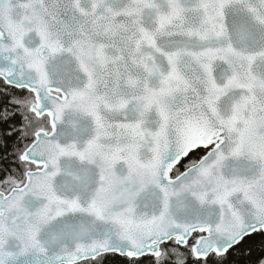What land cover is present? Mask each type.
<instances>
[{
	"label": "snow or ice",
	"instance_id": "1",
	"mask_svg": "<svg viewBox=\"0 0 264 264\" xmlns=\"http://www.w3.org/2000/svg\"><path fill=\"white\" fill-rule=\"evenodd\" d=\"M0 264H264V0H0Z\"/></svg>",
	"mask_w": 264,
	"mask_h": 264
}]
</instances>
